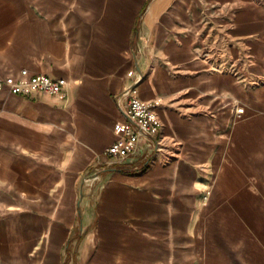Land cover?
Masks as SVG:
<instances>
[{"label": "crops", "instance_id": "crops-1", "mask_svg": "<svg viewBox=\"0 0 264 264\" xmlns=\"http://www.w3.org/2000/svg\"><path fill=\"white\" fill-rule=\"evenodd\" d=\"M23 71L67 85L0 91V264H256L221 247L264 191V0H0ZM130 96L159 146L110 167Z\"/></svg>", "mask_w": 264, "mask_h": 264}, {"label": "built area", "instance_id": "built-area-1", "mask_svg": "<svg viewBox=\"0 0 264 264\" xmlns=\"http://www.w3.org/2000/svg\"><path fill=\"white\" fill-rule=\"evenodd\" d=\"M66 85V79L47 75L29 76L27 71H23L20 78L0 76V91L22 97L38 94L64 97ZM157 107L158 103L130 96L123 109V122L115 131L118 139L104 153L110 167L124 164L136 155L143 139L152 141L156 147L159 146L156 137L161 133L163 124L156 112ZM244 110L239 107L236 112L243 114Z\"/></svg>", "mask_w": 264, "mask_h": 264}, {"label": "rangeland", "instance_id": "rangeland-1", "mask_svg": "<svg viewBox=\"0 0 264 264\" xmlns=\"http://www.w3.org/2000/svg\"><path fill=\"white\" fill-rule=\"evenodd\" d=\"M207 200V198H205ZM228 205L253 206L257 213L247 216V222L243 227L242 245L222 246L221 249L228 255L238 254L253 258L256 264H264V191L258 197L229 198ZM252 226V228H251Z\"/></svg>", "mask_w": 264, "mask_h": 264}]
</instances>
